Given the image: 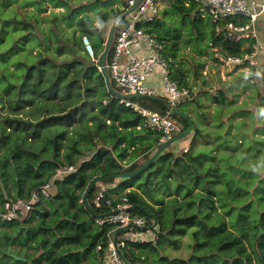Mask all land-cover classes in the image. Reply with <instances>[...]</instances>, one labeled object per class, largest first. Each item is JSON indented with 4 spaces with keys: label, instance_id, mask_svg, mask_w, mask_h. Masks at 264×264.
<instances>
[{
    "label": "trees",
    "instance_id": "16d2710c",
    "mask_svg": "<svg viewBox=\"0 0 264 264\" xmlns=\"http://www.w3.org/2000/svg\"><path fill=\"white\" fill-rule=\"evenodd\" d=\"M114 1L0 0V213L6 201L51 186L29 213L0 223V264H103L116 229L96 215L118 204L147 226L155 221L133 229L145 240L120 249L127 264H264V94L239 73L226 89L187 97L178 108L191 132L136 172L163 143L160 134L107 90L83 43L99 59L107 24L127 6ZM202 14L194 0H163L156 17L139 24L161 45L169 79L189 93L196 80L216 82L202 73L210 55L242 56L253 43L223 39ZM237 88L250 91L239 103ZM163 100L127 99L184 131L186 119ZM95 178L89 209L83 196Z\"/></svg>",
    "mask_w": 264,
    "mask_h": 264
},
{
    "label": "built area",
    "instance_id": "2783aa9c",
    "mask_svg": "<svg viewBox=\"0 0 264 264\" xmlns=\"http://www.w3.org/2000/svg\"><path fill=\"white\" fill-rule=\"evenodd\" d=\"M129 8L134 0H125ZM199 3L202 15L207 17L214 25L215 31L222 34L226 40L237 42L241 40H252L250 52L242 56L217 54L216 58L227 66L246 64V67H259L260 55L264 59V0H194ZM163 0H142L137 7L132 10L124 19L125 21L116 25L114 37L106 61L110 81L120 88V92L134 94L137 97L156 96V89L146 83L147 78L157 70L160 75L161 89L169 107H178L179 103L189 97L187 87H178L168 77L167 64L160 53L161 45L155 38L146 32L140 23L153 20L162 6ZM116 16V15H115ZM83 43L92 61L97 64L99 59H95L91 46L86 38ZM140 46L145 50L143 55H135V49ZM126 106L133 108L144 117L149 128L160 134L162 142L171 139L179 134L181 125L171 119L166 114L159 111L150 110L140 106L138 103L121 99ZM169 109V108H168ZM169 111V110H168ZM73 167H64L57 171V174L72 171ZM50 184H45L30 194L27 198H18L6 201L3 211L0 213V222L9 221L18 216L29 213L35 203L42 197L50 194ZM105 187L100 186L94 199V204L99 206L104 199ZM106 205H110V200H104ZM126 204H118L111 210L118 209L119 212L109 216L96 218V223L101 225L108 223L119 229L114 242V236L109 240L107 246V256L103 264H127L120 253V249L126 244L144 241L141 231H135L133 227H145L146 221L143 217L125 210ZM127 227V228H126ZM130 229V230H127ZM120 230H126L119 233ZM100 246H97L99 249Z\"/></svg>",
    "mask_w": 264,
    "mask_h": 264
},
{
    "label": "water",
    "instance_id": "95a60500",
    "mask_svg": "<svg viewBox=\"0 0 264 264\" xmlns=\"http://www.w3.org/2000/svg\"><path fill=\"white\" fill-rule=\"evenodd\" d=\"M142 0H134L132 5L125 9L122 13L116 15L112 21L110 22V25L108 27V31H107V34H106V38H105V42H104V47L99 55V61H98V66H99V70L102 72L103 76H104V79H105V83H106V87H107V90L112 94L114 95L115 97L117 98H120V99H128V98H134V97H137L136 95L134 94H126V93H122L116 89H114L111 85V81H110V78H109V73H108V69H107V64H106V61H107V55H108V52H109V49L111 47V44H112V40H113V37H114V32H115V28H116V25L117 23L124 19L132 10H134L137 5L141 2ZM200 89H203V90H206V88L202 87L200 82L198 80H196V87L192 90L191 93H189V98H193L195 96V94L200 90ZM165 105H168V101L167 100H163ZM170 114H177V115H180L181 117H183L184 119H186V121L188 122V127L180 132L179 134L175 135L174 137H172L171 139L169 140H166L164 141L158 148L157 150L153 153V155L150 157V159L144 163L136 172H138L139 170L145 168L148 163H150L152 160H154L165 148H167L169 145H171L172 143H174L175 141L179 140V139H182L184 138L185 136H187L192 128H193V124L192 122L189 120L188 116L183 112L181 111L178 107H169V111H168ZM136 172H133V173H123V174H118V175H113L114 178H119V177H130L132 176L134 173ZM98 182V179L95 178L88 186L87 188V191L86 193L84 194L83 196V202L86 204L87 208L90 209V206L89 204L87 203V200H86V195L87 193L90 191V189L92 188V186ZM129 207H127L125 210H128ZM119 212L118 209H115V210H111L109 212H107L105 215H96V217H102V216H109V215H112L113 213H117ZM155 225V221L153 222V224L151 226H145V227H134V226H128V227H133V228H138L140 230H148L150 228H153V226ZM127 228V227H126ZM119 229H117L115 231V234H114V242H115V238L117 236V233H118ZM263 233V230L261 228H259V234ZM9 256H11L12 258L16 259V260H24L23 257H20V256H17L16 254H13V253H9Z\"/></svg>",
    "mask_w": 264,
    "mask_h": 264
},
{
    "label": "rangeland",
    "instance_id": "374dc122",
    "mask_svg": "<svg viewBox=\"0 0 264 264\" xmlns=\"http://www.w3.org/2000/svg\"><path fill=\"white\" fill-rule=\"evenodd\" d=\"M109 2H112V1H114V0H108ZM122 1H124V0H115L114 1V4H116V5H118L119 7H121V3H122ZM108 24H107V26H106V30H105V36H106V34H107V31H108ZM224 39V38H223ZM215 56V55H214ZM212 55H210V57L209 58H207L206 59V64H205V66H204V68L202 69V73H203V75H205V76H211V78H212V76H214V75H220V73L221 72H223V74L225 75L226 73L228 74V75H232V73H234V75H236L235 73H240L241 71H238L237 69H233L232 67H230V66H227V65H225V64H223L222 62H220V61H215V60H212ZM215 57H217V56H215ZM246 69L248 68V67H245ZM243 69V68H242ZM245 69V70H246ZM156 71V70H155ZM154 71V72H155ZM204 71H205V73H204ZM244 71V70H243ZM261 72H264V66L262 65V66H259V68L257 69V71L255 72V73H253L250 69H247V72H244V73H248V75H246L245 76V79H251V80H253V81H255L256 83H257V85H258V88H259V90L264 94V82L262 81V77H261ZM231 73V74H230ZM250 73V74H249ZM254 74V75H253ZM228 75H226V76H228ZM250 75H253V77L252 78H250ZM231 79V77L229 78V80ZM228 79H227V81H229ZM225 82H226V80H225ZM224 83V81H222L221 80V82L220 83H218L219 84V88H223V89H226V87H227V84L228 83H225V84H223ZM215 84L216 83H214L213 85H212V87L211 88H208V89H206L205 91H211V92H214L215 91ZM239 85V84H238ZM235 92L237 93V94H239L238 96H237V102L239 103L240 101H241V99L245 96V93H249L250 91H245V93H243V94H241V93H238L239 92V88H237L236 90H235ZM183 140H180V142H179V145H182L183 144ZM179 147V146H178Z\"/></svg>",
    "mask_w": 264,
    "mask_h": 264
},
{
    "label": "crops",
    "instance_id": "0c3cea01",
    "mask_svg": "<svg viewBox=\"0 0 264 264\" xmlns=\"http://www.w3.org/2000/svg\"><path fill=\"white\" fill-rule=\"evenodd\" d=\"M115 17V16H114ZM144 55L145 54V50H143L142 49V47H140V46H138L136 49H135V55ZM217 54H215V56H216ZM238 65H232V66H230V67H232L234 70L235 69H237L236 67H237ZM246 67V66H245ZM245 67H242V68H238L237 70L238 71H241L240 73H244V72H247V69H249V68H245ZM246 69V70H245ZM244 70V71H243ZM204 73H205V71H204ZM236 75H234V73H232V75H228L227 73L224 75L223 74V72H221L220 73V75H219V77H220V79L222 80V81H224L225 82V80L227 81V79L229 80V78L231 77V79L234 77V76H237L238 74L237 73H235ZM246 74V73H245ZM226 75H228V76H226ZM217 76L218 75H214V76H212V78H214V80L216 81V82H214V83H216L215 84V89H217V88H219V82L217 81ZM211 77V76H210ZM146 83L148 84V85H150V86H152L154 89H156V93H158L157 95H159V96H163V91H162V89H161V82H160V75H159V73H158V71L156 70L155 72H153L148 78H147V80H146ZM213 83V84H214ZM212 84V85H213ZM229 85V83L227 84V86ZM214 86V85H213ZM203 87V86H202ZM204 88H206V89H208L207 87H204ZM200 90H203V89H200ZM1 223V222H0ZM14 254V253H13Z\"/></svg>",
    "mask_w": 264,
    "mask_h": 264
}]
</instances>
